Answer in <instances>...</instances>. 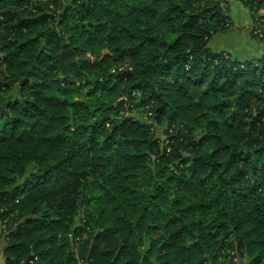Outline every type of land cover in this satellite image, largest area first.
I'll return each instance as SVG.
<instances>
[{
    "label": "trees",
    "instance_id": "obj_1",
    "mask_svg": "<svg viewBox=\"0 0 264 264\" xmlns=\"http://www.w3.org/2000/svg\"><path fill=\"white\" fill-rule=\"evenodd\" d=\"M231 1L0 0L5 264H264V54L212 48Z\"/></svg>",
    "mask_w": 264,
    "mask_h": 264
},
{
    "label": "crops",
    "instance_id": "obj_2",
    "mask_svg": "<svg viewBox=\"0 0 264 264\" xmlns=\"http://www.w3.org/2000/svg\"><path fill=\"white\" fill-rule=\"evenodd\" d=\"M231 18L234 21V24L237 28H243L247 36H241V44L237 47L229 45V47H217V49L212 47L215 50H231L233 52L240 53L241 57H257L264 54V45L259 43L257 40L253 39L248 30L252 21L250 10L242 2H233L231 3ZM233 32V31H231ZM228 33V32H226ZM222 34V33H221ZM2 259V258H1Z\"/></svg>",
    "mask_w": 264,
    "mask_h": 264
},
{
    "label": "rangeland",
    "instance_id": "obj_3",
    "mask_svg": "<svg viewBox=\"0 0 264 264\" xmlns=\"http://www.w3.org/2000/svg\"><path fill=\"white\" fill-rule=\"evenodd\" d=\"M42 2H44V3H42V4H46L47 2H48V0H41ZM233 2H239L240 3V1L239 0H232V2L231 3H233ZM231 15V14H230ZM70 24H71V22H70ZM244 31V29L243 28H239V29H237V30H235V31H233V32H228V33H222V34H218L216 37H214V39L212 40V42H211V46L214 48H216L217 49V47H219V46H221V47H229V45L231 44V45H233V46H235V47H237V45L239 46L240 44H241V41H242V39H241V36H247L245 33H242ZM71 32H69V33H67V37L68 36H71ZM248 34H250V28H249V30H248ZM1 44V43H0ZM88 56L90 57V58H93V56L91 55V54H88ZM78 62H79V58H77L76 59ZM141 118H144L145 116H140ZM145 119V118H144ZM156 127H157V132H156V135L157 136H159L160 138H161V140L162 141H164V144H168V140H167V138H168V136L166 135V132H165V127H166V125H164V126H158V125H156ZM81 217L82 216H80L77 220H76V225L78 224H80V225H83V223H81ZM0 230H1V228H0ZM71 237H72V235H71ZM78 240V238L77 239H75V242H74V244L72 245V246H74V249H75V251L76 252H78V246H77V241ZM5 244H6V236L5 235H2V237H1V239H0V253L4 250V247H5ZM223 259V258H222ZM221 259V260H222ZM229 259H231V258H229ZM227 260V261H230V260ZM227 263H229V262H227ZM242 264H245V263H247V260H242V262H241ZM0 264H5V261L3 260V259H1L0 258Z\"/></svg>",
    "mask_w": 264,
    "mask_h": 264
},
{
    "label": "built area",
    "instance_id": "obj_4",
    "mask_svg": "<svg viewBox=\"0 0 264 264\" xmlns=\"http://www.w3.org/2000/svg\"><path fill=\"white\" fill-rule=\"evenodd\" d=\"M244 3L247 0H239ZM232 2V1H231ZM257 4H254L253 10L251 12V24L250 32H253L259 38H264V6L260 10H256Z\"/></svg>",
    "mask_w": 264,
    "mask_h": 264
}]
</instances>
